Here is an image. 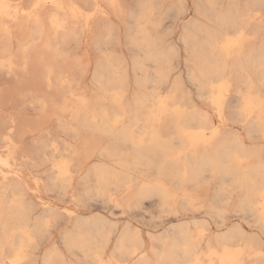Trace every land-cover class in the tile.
<instances>
[{"label":"bare ground","instance_id":"6f19581e","mask_svg":"<svg viewBox=\"0 0 264 264\" xmlns=\"http://www.w3.org/2000/svg\"><path fill=\"white\" fill-rule=\"evenodd\" d=\"M134 1V8L127 12L126 0H0V264H21L26 258V248L35 245L37 248L38 243L46 238L49 225L66 215L71 217V226L61 238L67 248L93 254L92 264H113L103 258L104 248L110 240L109 232L116 225L113 228V224L110 230L105 227L113 220L96 213L89 216L75 214L70 209L63 213L53 206H45L33 218L36 205L28 200L29 192L40 190L42 182L48 191H57L59 195L72 192L73 202L85 203L93 195L111 199L109 187L114 185L116 189L129 192L132 179H135L131 169L142 166L147 170L154 169L157 176L167 177L180 187L198 184L204 173L210 172L213 178L221 180L219 190L213 191L217 192L216 199H229L230 185L240 190L237 211L254 215L264 231V197L261 196L264 192V158L259 157L252 165L241 164L242 159L256 153L257 145H246L235 131L222 134L223 130L220 132L209 120L208 112L200 108L181 110L175 101L170 102L178 98L175 94L165 96L160 91L135 93L132 106H126L129 64L114 53V47L110 49L108 46L120 43L124 18L128 16L130 20L125 27L130 46L143 54L133 63V70L140 72L136 77L138 85L155 83L161 86L167 80L173 67L171 60L178 51L173 44L164 45L162 42L160 13L166 8L168 17L179 18L189 9L188 0ZM193 1L196 13L211 20L213 25L196 17L184 24L182 42L195 56V68L189 76L197 82L195 85L199 86L201 96H205L222 117L226 100L233 91L231 86L237 83L236 79L232 84L233 81L225 77L227 61L233 58L235 66L241 70L237 77L240 85L237 83L239 94L234 113L238 121L255 133L252 136L263 138L264 98L257 90V82L264 83V35L259 44L248 42L250 29L255 37L257 30L264 29L260 14L264 0ZM37 4L39 8L34 7ZM84 45H93L101 52L93 77L113 91L112 110L98 109L96 101L82 92L89 55L83 61L78 50ZM131 53L134 55V51ZM147 62L154 64L152 74L147 69ZM169 116L175 117L172 132L164 135L162 123ZM56 131L71 133L76 139L82 132H100L111 138V142L102 147L101 141L99 150H96L94 141L87 139L81 145L67 142L62 148L54 139ZM175 143L179 144L177 148ZM63 152L67 156L60 160L55 159L57 155L54 158L56 153ZM102 156H118L115 163L119 169L108 168L105 163L95 164V159ZM86 162L88 165L84 166ZM26 172L36 188L27 179ZM90 178L96 181L93 187L85 188L80 194L72 191L77 180L85 184ZM167 186L160 180L140 185L138 190L135 188L137 192H134L133 201L155 194L159 199L161 197L165 208L173 209L168 200L175 194ZM216 199L206 206L214 218H221L219 226H224L225 208L217 206ZM130 200L128 207L134 205ZM184 201L194 204V198L188 193ZM208 230L206 222H200L198 236H195L188 221L177 223L172 226L171 233L155 235L159 247L152 245L148 252L141 233L129 225L121 230L111 255H119V264H247L248 261L250 264H264L260 244L248 241L240 223L217 235L215 243L211 237L206 239ZM203 241H206V250L200 247ZM88 253L82 264H91ZM70 263L61 256L56 242L44 259V264Z\"/></svg>","mask_w":264,"mask_h":264},{"label":"rangeland","instance_id":"374dc122","mask_svg":"<svg viewBox=\"0 0 264 264\" xmlns=\"http://www.w3.org/2000/svg\"><path fill=\"white\" fill-rule=\"evenodd\" d=\"M130 2H132V3H130ZM125 4H126L125 7H127L126 11L130 12L131 9L134 8V6H135V1L134 0H126ZM187 4H188V8H189L188 11L186 13H183L182 15H180L179 18L178 17L174 18L171 15H169L170 17H168V13L166 11V8H164L162 10V12L160 13V17H161L160 26H162V27L159 26V34H160V37H162L161 38L162 42L164 41V43H163L164 45L173 44L177 48V51H178L177 55L172 58L173 61L171 60V62H172L171 63V67L172 66L173 67L171 68V70H170V72L168 74L167 80L165 82L161 83L160 84L161 86H159V85L156 86L155 83H149L146 86H142V87L140 85H138L139 83L137 82L136 77L138 78V76H140V72L133 70V63H134L135 59H140L141 57H143V54L142 53L140 54V52H138L136 49H133L130 46V44H129L128 40H127V37L125 36V27H126V25H128L130 23V20H129L128 16L124 18L123 34H122V38H121V41H120L121 44L120 43H116L115 46H114V43H113L112 46H111V44H109L108 46H109L110 49H112L113 47L116 48V49H114V48L112 49L114 51V53L117 54V55L122 56L125 59L126 64H129V65H127L128 79H127V88H126V91L127 90H129V91H127L126 94H125V99H124L125 104H126V106L128 108H129V106L131 107L132 104H133L134 97H135V95L137 93H152V92L160 91V93L162 95H165V96L169 95V94L170 95L171 94H175V95L178 96V98L174 99V100H171L170 102H174L175 101V105L176 106L179 105L181 110L191 111L193 109H199L200 108L204 112H206V113L208 112L207 114H208L209 120L211 121V123H213L220 130V132L223 130L221 132L222 134L235 131L243 138V140L246 143V145H248V146H253V145L256 146L257 145V147H259V148L256 150V153L254 155L250 156L246 160L245 159L241 160V162H242L241 164L244 165V166L252 165L253 163H255L258 160L259 157L264 158V147H263L264 146V136H262L263 138H261V136L253 135V136H255V137H253L252 134L254 132L252 130L250 131V129L245 124H243V122L238 121L237 120V115L234 113L235 110H236V104H237V96H238L237 94H239V92L237 91L236 88L240 85V83L238 81L239 78H237V77H239V74H240L239 72L241 70H239V68H238L239 66H237V65L235 66V61H234L233 58H229L228 59V61H227L228 68H227V73H226L225 77L229 78L231 80V82L233 81L232 84L237 81V83H239V85L237 83H235V84H233L231 86L233 91L235 90L234 91L235 93L233 91L230 92V96L227 99L229 102L226 100L225 113L221 117V116L218 115V111H216L217 109L214 106H212L205 99V96H201V94L199 93L200 92V88H199V86H197L198 85L197 82L194 81L190 77L191 76V71L195 68V64H194L195 63V56L189 50L186 49L187 47H186L185 43L182 42L183 41L182 40V34H183V31H184V24H185V22L187 20L196 17V18L201 19L202 21L207 22L210 25H213V22L211 20L205 18L204 16L199 15V14L196 13L195 4H194L193 0H188ZM260 12H261L260 14L262 15V19H264V7L261 9ZM164 21H166V22H164ZM173 22H175V23H173ZM261 23H262V25H264V20ZM165 25H166V27H165ZM160 28L162 30H160ZM163 29H165V30H163ZM170 30L172 32H170ZM162 31H163V34H162ZM174 31H175V33H174ZM249 32H250V36L249 37L251 39H249L248 44H252L253 42L256 43V44H259L261 38L264 35V29L257 30L256 31L257 32L256 37H255V35H251V29L249 30ZM161 34H162V36H161ZM172 35H174V36H172ZM117 44H118V46L120 45V47L116 46ZM108 46H106L105 48H107ZM109 48H107L106 50L110 51ZM117 48H118V50H117ZM121 49H122L123 52H121ZM128 49L131 52L134 51V55L131 52H129ZM84 50H86V52ZM135 51H136V53H135ZM84 52H85V54H84L85 56L83 55ZM78 55H80L82 57V59H84L83 61H86L87 60V56L89 55L88 56V61H86V64H87L86 71H85V73L83 75L84 76L83 77V82H82V87H83L82 88V92H83V94L84 95L87 94L86 95L87 97L94 99L96 101V106H97L98 109L99 108L100 109L101 108H108V109L112 110L111 108H112L113 105L111 103V95H112L113 91L112 90H108L107 89L108 86H106L105 84H101V82L96 81L94 79V77H93V75H94L93 72L95 70L94 67H96V64L98 63L100 57L102 56L101 52L98 49L94 48L93 45H89L87 47H85V45H84L83 47H81L78 50ZM89 62H91V63H89ZM88 69H90V71ZM147 69H149L150 73L152 74L153 70H154V64L152 62H147ZM231 70H232V72H231ZM86 72H87V74H86ZM248 72L250 73V75H252L250 71H248ZM234 75H237V76L235 77ZM234 79H236L235 82H234ZM177 82L179 83L178 86L176 84ZM195 84H197V85H195ZM257 84L259 85L257 90L259 91V93L261 92V95H263L262 97L264 98V87L262 88V85L264 86V83L262 84V81L259 80V83L257 82ZM153 85H155V86H153ZM151 86H152V88H151ZM195 86H197V88ZM182 87H184V88H182ZM241 88L244 89V87H242V86H241ZM87 89H89V90H87ZM197 90H198L199 94L197 93ZM94 91H96V92H94ZM145 91H147V92H145ZM243 91H245V90H243ZM186 92H188V94ZM183 93H184L185 97H184ZM94 94H95V96H93ZM127 94H128V97H127ZM108 95H110V96H108ZM131 96H132L133 99L131 98ZM126 98H128V99H126ZM229 98H232V99H229ZM182 99H184V100H182ZM147 102L150 103V101H147ZM231 104H233V105H231ZM233 106H235V107H233ZM230 107L233 108V109H230ZM228 109H230V110H228ZM226 112H227V114H226ZM166 119H168V120H166ZM174 119H175L174 116H169V117H167V118H165L163 120L162 133H164V135H168V134L170 135L171 134V132H172V121H174ZM193 126H195V125H193ZM248 130L250 132H248ZM56 132H54V139L59 143V147L62 146V148L64 147L65 143H67V142H71L72 144L79 143V145H81L82 142H84L87 139V141H89V140L94 141L95 145H96V150L97 149L99 150L100 146H102V144H103L102 147H105L111 142V138L109 139L108 136H106L105 134L100 133V132L93 133V134L90 133V132H82L78 139L74 138L73 135H71V133H69V135H68V133H66L64 131H56ZM103 135H104V137H103ZM56 137H57V139H56ZM249 138H251V139H249ZM255 139H257V140H255ZM101 141H103L102 144H101ZM176 144H177V146H176ZM174 146L177 148L179 146V144L175 143ZM262 148H263V150H262ZM56 155H57V157L55 158ZM65 155H66V153H64V152L61 153V154L56 153L54 155V158L56 160L57 159L60 160L61 158L65 157ZM117 158H118V156H113L111 158H109L107 156H102V157H99V158L95 159V164H101V165L103 164L104 165V163H105V165H107L106 167H108V168L113 169L115 167V168L119 169V167H118L119 165L117 163H115ZM106 162H107V164H106ZM87 165H88V162H86L84 164V166H87ZM167 165L170 166L169 163ZM112 166H113V168H112ZM84 171H85V168L83 169V172ZM139 172L140 173L142 172V173L140 174ZM131 173H132V176L135 179H132L131 187H130L129 192H128V190L116 189L114 185H111L109 187V194H111V199L110 198L108 199L107 197H103V196H99V195H95V196L93 195L91 198L86 200L85 203L78 202V201L76 202L75 200L73 202V199L71 198L72 192L68 193L66 196H62V195H59V193H57V191H48L45 188L44 184L41 182L40 183V190H37V191L31 190L29 192L28 200L32 201L36 205L35 209H34V211L32 213V217L35 218V216H38L42 212V210H43V208L45 206H53V207L59 209V211H61L63 213H66V209H70L75 214L89 216L91 214H95L96 213V214H99V215L100 214L103 215L104 217L107 218V220L108 219L109 220H113L111 222L110 221L108 222V224L106 225L105 229L106 230L107 229L110 230V228L112 227L113 224H114L113 228H114L115 225H116L117 228L115 227V229H113V230H111L109 232L110 240H109L108 244L105 246L104 253H103V258L105 260H108V261L110 260L113 264H119L118 261H119V258H120L119 255H117V254L116 255H111V253H113V251H114L113 249H114L115 244L117 242L116 239H118V237L122 233L123 228H125L126 226H129V225H130L131 229L139 231L141 233L142 237L144 238V242H145L144 243L145 244L144 248H145L146 251L150 252L151 249H152V245H153V247H155V246L159 247V244H157V242H155V240H154L155 235L158 236V235H160L159 233L162 234V233H166V232H170L171 233L172 232V226L177 224V223H180V222L188 221L189 224H190L192 233L195 236H198V224H200V222H206L207 226L209 227V230L207 231V238L206 239L208 240V238L211 237V239H212V241L214 243L216 242V236L217 235H219L221 233H224L228 229V227L232 226L233 224L240 223L242 229L247 234L246 238L248 239V241L250 240V241H252L254 243L258 242L260 244L261 250L264 253V231L259 226V224L256 222V217L254 215H252L251 213L248 214L246 212L237 211V209H236V204L238 203L237 201L241 197L240 190L234 189V187L230 185L229 186L230 187L229 188L230 191L227 190L228 193L230 194L229 195V199L224 200V199H222L223 197H220L221 199L217 200L216 199L217 198V196H216L217 192H213V191L219 190V187L221 185V180H220V178H216V177L213 178V176L210 174V172H205L204 173V177L201 179L202 181L200 180L198 184H187V185H184L183 187H180L178 184H176L175 182L171 181L167 177H164V176L159 177V176H157L155 171H154V169L153 170H151V169L147 170V169L144 168V166H142L140 169H131ZM154 173H155L156 176H154ZM149 176H151V177H149ZM26 177H27V179H29L32 182V187L36 188V185H35L34 181L28 176L27 172H26ZM91 180H92V178L87 179L85 184L84 183L82 184L79 180H77L75 182V186H74V189H72V191H74L75 193H79L80 194V193H82V191L85 188L93 187V185H95L96 181H95L94 178H93L92 181ZM155 180H160L161 182L166 184V186L168 185L167 188L168 189L171 188L170 190H172V193L175 194L174 196L170 197L169 200H168L169 203L171 205H173L172 206L173 209L165 208L163 206V204H162V201H160L161 197L159 199L157 197L158 195H155V194H154V197H153V195H152V197H150L151 195L150 196L149 195L148 196H144L145 199L142 198L141 199L142 201L141 200L137 201V202L133 201V200H135L134 199V192L135 193L137 192L136 189L138 190L140 185H143V184H146V183H149V182L152 183ZM211 181L213 183L214 182L215 183L213 184ZM133 185H134V187H133ZM191 185H192V187H191ZM111 188H113V189L115 188V189L111 190ZM70 190H71V188H70ZM127 193H130V195L127 194ZM186 193L192 195V197L194 198V204L191 205V204H189V203L184 201V196H185ZM200 194H202V195H200ZM214 196H216V197H214ZM61 198H62V200H61ZM129 198H133V199L130 200ZM207 199H209V200H207ZM212 199L213 200H215V199L217 200L216 202L214 201L217 206H221V207L224 206V208H225V215H226L225 222H226V225H224V226H219L222 223L221 222L222 220L220 221L221 218H214V216L211 214V212L209 211V209L206 206V204H209L210 202L213 201ZM128 200H130V202H133L134 205L132 206V204H131V206L128 207L127 206ZM232 201H234V202H232ZM80 203H82V206H84V207H82ZM181 203H182V205H181ZM234 207H235V209H234ZM180 208H182V209H180ZM182 210H183V212H182ZM70 219H71V217L66 215L64 217H61L58 220V222H52L49 225V227H48V231L45 233V237L46 238H44L43 241H40L39 242L40 244L38 243V245H37V248L39 246L40 249L39 248L37 249L36 245L28 247L29 249L26 248V252H25L26 258L24 259V261H22V263L24 264V262H25V264H41V263L44 264V259H45V257L47 256V254L49 252V248L53 245V243L56 242L57 243V247H58V251L61 254V256L64 258V260H66L68 263L72 262L73 264H82L83 261L85 260V255L88 252L87 253L86 252L83 253V251L80 252V250H75V252L77 254L74 255L75 252L74 251H70L67 248V246H66L65 242L63 241V239L61 238L62 234L64 233V231L68 227L71 226V222H70L71 220ZM33 221H35V219H33ZM52 225H53V227H52ZM50 228H51V230L49 231ZM115 230H117V231H115ZM49 234H51V235L49 236ZM200 247L203 250H206V248H207L206 247V241H203L202 244L200 245ZM46 250L48 252H46ZM81 253L84 256L81 255ZM71 254H73V255H71ZM88 254H89V256H87L88 261L92 264L93 263V259H94L93 256H92L93 254L92 255L90 253H88ZM81 256L83 257V259H82ZM32 257H34V258H32ZM36 257H37V259H36ZM75 257L77 259H75ZM32 260L34 261V263H32ZM6 261L8 262L9 259H6ZM26 261H28V262H26ZM72 263H70V264H72ZM130 264H132V263H130ZM247 264H250V261H248Z\"/></svg>","mask_w":264,"mask_h":264},{"label":"snow or ice","instance_id":"6c2138e0","mask_svg":"<svg viewBox=\"0 0 264 264\" xmlns=\"http://www.w3.org/2000/svg\"><path fill=\"white\" fill-rule=\"evenodd\" d=\"M34 7H35V8H39V7H40V5H39V4H37V5H34ZM261 196H262V197H264V192H262V193H261Z\"/></svg>","mask_w":264,"mask_h":264}]
</instances>
